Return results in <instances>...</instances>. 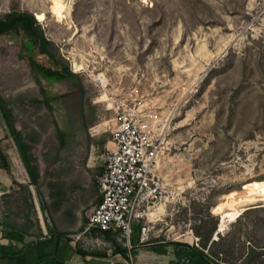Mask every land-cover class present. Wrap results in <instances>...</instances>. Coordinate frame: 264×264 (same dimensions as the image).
<instances>
[{
	"label": "rangeland",
	"instance_id": "obj_1",
	"mask_svg": "<svg viewBox=\"0 0 264 264\" xmlns=\"http://www.w3.org/2000/svg\"><path fill=\"white\" fill-rule=\"evenodd\" d=\"M13 11L31 14L56 58L78 76L39 83L25 51L29 38L23 31L0 35V96L21 103L23 127L41 125L46 223L56 219L66 231L62 210L74 209L80 223L73 233L84 232L98 201V154L123 104L153 116L163 141L160 172L174 190L158 204V217L147 219L150 238L206 244L207 254L227 264H264L263 202L244 206L214 238L216 209L227 195L263 192L264 0H64L59 19L51 0H0V20ZM33 56L51 66L38 48ZM42 90L52 111L30 103L43 100ZM54 123L67 136L65 148ZM54 197L64 201L51 205ZM93 233L81 236L103 247L101 232Z\"/></svg>",
	"mask_w": 264,
	"mask_h": 264
},
{
	"label": "crops",
	"instance_id": "obj_2",
	"mask_svg": "<svg viewBox=\"0 0 264 264\" xmlns=\"http://www.w3.org/2000/svg\"><path fill=\"white\" fill-rule=\"evenodd\" d=\"M37 76L39 83L49 82L42 76ZM21 97L24 98V96ZM35 99L40 102V105H45L42 102L44 98L43 100L41 98ZM22 100L19 99V101ZM32 100H30V103ZM24 101L26 102L27 100L24 99ZM15 103H8V107L12 110L16 129L22 132L24 136L32 133L38 139L36 144H34L33 153L38 159L40 175L42 177L44 161L42 160V156L37 153L42 140L41 125L38 124L32 129L23 127L22 121L18 116L19 108L16 107L17 103L18 105L21 103ZM104 124H99V126L92 128L91 131L95 129L93 132H96V129ZM104 133L103 131L99 135L103 136ZM110 140L111 138L108 140V143ZM106 146L104 145V148ZM0 149L6 156L8 165L7 167H0V264H157L158 260L159 264H165V261L168 260L171 263L175 259L174 246H165V252L159 250L166 242H171L170 240L151 237L147 241H141L140 224L136 222L132 226L130 237L131 249L124 245V241L121 240L118 234L106 237V235L101 233L105 240L102 241L103 247L98 246V248L91 246L89 241H86L88 236L77 237L73 232L76 230L75 225L77 222L78 224L80 223V218L79 211L75 216L74 209L62 210V213H64L62 215L68 217L64 221L67 228L66 231L58 227L59 223L56 219L55 225L48 221L49 218L47 224L44 214L48 217L46 204L48 205L49 203L43 202L42 194L39 196L36 187L31 185L28 172L17 145L9 134L1 110ZM103 151L98 154V158L101 161L99 166L102 167L98 175L102 173L104 167L103 155L105 150ZM35 193L37 196H35ZM50 201L51 205H56L62 203L64 200L54 197ZM98 202L99 190L96 204ZM51 211H53L52 208ZM149 221L151 220L149 219ZM93 231L89 233L90 236H94ZM95 238L100 241L98 237ZM214 238L217 239L218 237L215 236ZM105 241L109 242V244H116V248H110V245ZM189 243L190 246H193L191 242Z\"/></svg>",
	"mask_w": 264,
	"mask_h": 264
},
{
	"label": "built area",
	"instance_id": "obj_3",
	"mask_svg": "<svg viewBox=\"0 0 264 264\" xmlns=\"http://www.w3.org/2000/svg\"><path fill=\"white\" fill-rule=\"evenodd\" d=\"M122 105L116 109L115 127L103 155V171L96 177L99 202L93 205L84 232L77 237L93 230L118 234L131 249L133 223L140 224L141 241L149 240V209L173 197L174 190L166 186L160 172L163 141L152 124L153 116ZM165 264L170 263L167 260Z\"/></svg>",
	"mask_w": 264,
	"mask_h": 264
},
{
	"label": "trees",
	"instance_id": "obj_4",
	"mask_svg": "<svg viewBox=\"0 0 264 264\" xmlns=\"http://www.w3.org/2000/svg\"><path fill=\"white\" fill-rule=\"evenodd\" d=\"M12 31H23L24 34L29 38V44L25 46V51L29 55L30 66L34 73L42 76L49 82H61L63 80L73 82L77 79V74L70 70L67 63L62 58H56L52 52L54 43L44 36L43 32L36 24V21L31 14L13 11L7 15L6 19L0 20V35ZM35 48H38L42 55L47 56L51 66H45L34 58L33 54ZM42 94L43 96L46 95L43 90ZM32 101L33 103H40L37 99ZM42 102L50 111H52L50 99L45 96ZM0 110L7 124L9 134L12 136L17 145L20 156L28 172L31 185L36 187L37 194L40 196L41 175L39 170V162L33 153L34 144H36L38 139L32 133L24 136L22 132L16 129L12 110L9 109L8 103L1 96ZM54 125L58 137L60 138V145L62 148H65L67 136L56 123H54ZM7 166V158L0 149V167ZM260 185L263 187L262 189L264 192V181H262ZM218 216L220 220V214ZM219 232L222 231L218 230L217 234L215 235L216 237L219 235ZM105 235L106 237H109L111 234L106 233ZM168 245L174 246L175 254V259L171 261L170 264H227L223 263L222 261H218V259H216L213 255L207 254L205 252L206 244H202L199 247H194L178 242H166V244L161 246L159 250L165 252L164 247Z\"/></svg>",
	"mask_w": 264,
	"mask_h": 264
},
{
	"label": "bare ground",
	"instance_id": "obj_5",
	"mask_svg": "<svg viewBox=\"0 0 264 264\" xmlns=\"http://www.w3.org/2000/svg\"><path fill=\"white\" fill-rule=\"evenodd\" d=\"M51 3L54 6V14L58 17V19L61 18V11L64 7V0H51ZM37 18L42 21L45 19V15L43 13H38ZM256 202L264 203V192L260 195L246 194L245 199L236 198V194L234 192L227 195L226 201L222 202L216 209L220 214L218 230L224 231L229 223L233 222L239 215L242 214V212L244 211V206L252 205ZM238 204L243 205L237 206ZM160 206L161 205H158V207L149 209L147 219L157 218L159 213L163 209V207Z\"/></svg>",
	"mask_w": 264,
	"mask_h": 264
}]
</instances>
